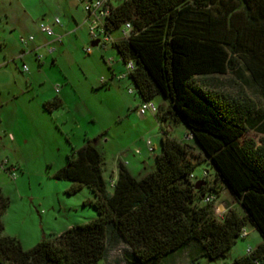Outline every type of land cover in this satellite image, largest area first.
Listing matches in <instances>:
<instances>
[{
	"label": "trees",
	"instance_id": "trees-1",
	"mask_svg": "<svg viewBox=\"0 0 264 264\" xmlns=\"http://www.w3.org/2000/svg\"><path fill=\"white\" fill-rule=\"evenodd\" d=\"M107 19L111 33L132 25L113 47L125 64L135 63L129 78L142 101L159 102L162 153L143 176L121 162L109 189L100 135L73 145L54 178L71 183L69 194L90 188L97 215L29 249L4 233L11 199L0 187V264H99L121 244L127 264H164L184 249L194 261L226 260L247 227L262 242L227 264H264V138L258 144L246 136L252 128L264 133V109L247 94L216 90L217 75L242 66L264 98V0H115ZM169 123L184 125L185 139L171 136ZM203 162L213 174H195ZM209 176L241 211L215 216L216 201L205 202L219 193Z\"/></svg>",
	"mask_w": 264,
	"mask_h": 264
},
{
	"label": "rangeland",
	"instance_id": "rangeland-1",
	"mask_svg": "<svg viewBox=\"0 0 264 264\" xmlns=\"http://www.w3.org/2000/svg\"><path fill=\"white\" fill-rule=\"evenodd\" d=\"M85 14L84 5L78 0H0V127L17 138L7 144V152L18 166L16 178L9 173H0L3 191L11 199L3 216L4 233L18 237L26 249L97 215L89 204L93 198L90 188L83 187L77 193L69 194L71 183L54 178L55 172L67 164L73 145H83L86 135L95 138L105 133L110 139L99 143L105 157L104 176L109 189L112 180L118 179L119 160L128 163L133 174L143 176L154 169L155 156L162 153L160 121L156 113L148 112L145 119L141 116L136 108L139 94L129 93V88H134L133 83L126 79L113 81L110 86L100 85L102 77L110 78L108 59L117 60L125 71L127 66L112 43L92 45L84 23ZM57 15L63 25L71 24L70 29L76 26L73 17L83 24L71 37L72 50L64 54L57 66L47 64L40 67L33 55H28L26 61L31 70L24 72L23 61L17 57L25 48L20 38L32 31L36 36L39 23L42 20L49 22ZM122 29L112 32V37L122 38ZM86 47H91L92 51L87 53ZM216 78L219 81L217 91L237 97L247 94L264 109V98L242 66ZM66 81L70 84L67 85ZM56 87L65 89L64 93L74 99L70 103L75 111V100L84 104L78 118L81 122L70 117L62 124L58 120L59 113L45 109V102L56 96ZM130 102L136 103L131 110L128 108ZM66 109H61L62 116H72ZM171 125L170 135L185 139L184 126ZM61 127H65L72 139L63 134ZM246 136L258 144H262L264 138L257 129H249ZM149 139L153 142L151 147H155L153 151L148 149ZM70 140L74 144L69 145ZM204 169L213 174V169L205 162L197 165L195 174L201 176ZM208 179L210 185L219 190L214 204L217 218H222L229 208L241 211L229 190L216 184L212 176ZM247 230L248 235L238 239L226 260L202 258L194 261L189 255L190 249H184L169 256L164 264L231 263L235 257L244 255L249 247L256 248L262 242L255 227H247ZM124 250V244L110 248L107 257L99 264H127Z\"/></svg>",
	"mask_w": 264,
	"mask_h": 264
},
{
	"label": "crops",
	"instance_id": "crops-1",
	"mask_svg": "<svg viewBox=\"0 0 264 264\" xmlns=\"http://www.w3.org/2000/svg\"><path fill=\"white\" fill-rule=\"evenodd\" d=\"M86 13V12H85ZM58 16V15H57ZM56 17V16H55ZM54 17V18H55ZM86 17H87V14H85V24H87V28H88V34H90L89 33V25H88V22H87V20H86ZM54 18H52L49 22H47V21H44V20H42V21H44V22H46V23H48V24H51L52 26H53V28H54V30H55V32L57 33V34H59V35H62L63 36V42L62 43H56V46H57V50H56V52L54 53V54H47V50H46V48H47V45L49 44V43H51V42H53V38H49V37H47V36H45L44 34H42L41 32H40V30H39V27L37 28V30H36V36H35V41L34 42H30V43H28V44H25V48L24 49H21V51L18 53V55H17V57H19V59L20 60H22L23 61V65L24 64H27L28 65V67H29V71H24V69H23V71L24 72H26V73H28V72H30V70H31V67H30V65L27 63V61H26V57L29 55H33V57L36 59V61L38 62V65L40 66V67H42V66H44V65H47V64H52L53 66H57L60 62L59 61H61L63 58H64V54H66L67 52H70V50H72V40H71V37H72V35L73 34H75V33H78L77 31H79L80 29H81V26L83 25V24H80L78 21H77V19H75V17H73V21L75 22V25L76 26H74V29H70V25L71 24H64L63 25V22H62V25H58V24H55V22H54ZM41 21V22H42ZM35 34V32L34 31H32V32H29L28 33V35H30V34ZM33 34V35H34ZM64 36H66L65 38H64ZM21 37V36H20ZM91 37V36H90ZM92 39V38H91ZM121 38H119V39H116L117 41H119ZM92 41V40H91ZM21 42V41H20ZM94 42L92 41V44H93ZM23 44V43H22ZM100 44H105V43H103V42H100V43H98L97 45H100ZM96 45V46H97ZM27 47V48H26ZM38 50H40L41 52H44V53H46V57L42 60V61H39V60H37V58H36V52L38 51ZM109 60V59H108ZM112 60H113V62H112V64H110V78L109 79H107L106 78V82H108L109 84L107 85V86H110L111 85V82H113V81H122V80H126V79H129L130 80V82H132L131 81V79L129 78V72H128V70L127 71H125V70H123L121 67H120V65H119V63H118V61L117 60H115L114 58H112ZM123 60V59H122ZM124 62V61H123ZM109 63V62H108ZM125 64V63H124ZM126 65V64H125ZM23 67V66H22ZM124 76V77H123ZM120 77H122V78H120ZM67 85L68 84H70L69 83V81H66L65 82ZM133 83V82H132ZM100 85H103L102 83H100ZM109 89V88H108ZM130 89V88H129ZM55 90V92H56V96L55 97H58L59 99H61L62 100V106H60V107H58V108H53V109H51V110H53L54 111V113H59V117H58V120L62 123V122H64V123H66L67 121H69L68 120V118H70V117H74L75 118V122H81V120L80 119H78L79 118V114L84 110V108H83V105L84 104H82L81 102H78V101H74L73 102V106L75 105V104H77V106L75 107L76 108V111H75V109L72 107V105H71V101L72 100H74V99H72V97L71 98H69L68 97V94L66 95L64 92H65V89H63V90H59V91H57L56 90V88L54 89ZM130 93V92H129ZM135 93V91L133 92V93H130V94H134ZM54 97V98H55ZM50 100H52V99H50ZM142 102V99H141V97H140V95H139V100L137 101V109H138V107H139V105H140V103ZM68 103V106H65L66 104ZM133 102H130V105H129V107L128 108H130V110L134 107V105H136V103L134 102V104H132ZM64 108H67L68 110H69V112H70V114H73L72 116H69V114H68V116H67V118H66V116L65 117H63L62 116V112H61V109H64ZM66 109V110H67ZM67 110V111H68ZM60 112H61V115H60ZM147 114V113H146ZM146 114L145 115H141L144 119H145V116H146ZM81 116V115H80ZM63 124V123H62ZM184 126V125H183ZM169 128H171L172 129V125H171V123H169L168 124V127H167V129L168 130H170ZM184 128H185V126H184ZM186 129V128H185ZM252 129H255V128H252ZM61 130H62V132H63V134H66V137H68V138H70V136H69V133H68V131L65 129V127H61ZM185 131H187V130H185ZM85 134H88V133H85ZM262 134L264 135V133L262 132ZM89 135H86L85 137H84V143H83V145L85 144V142L87 141V139H92L93 137H88ZM96 136H99V135H96ZM70 139H72V138H70ZM17 140V138H16V136L15 135H13L12 134V132H10V131H6V128L5 129H3V128H1L0 127V148H1V153H0V157H3V156H8L11 160H12V158H11V154H9L8 152H7V150H8V148H7V144H9V143H11V142H15ZM109 138L107 137V135H105V133H103V134H100V138H99V141H98V144L100 143V142H109ZM150 141H151V139H149ZM148 140V141H149ZM69 143V145H71V144H74L71 140L68 142ZM153 142L151 141V144H152ZM82 144V143H81ZM77 145V144H74L76 147H78V146H83V145ZM148 144V143H147ZM148 149L150 150V151H153V149H155V147H153L152 146V149H151V147H149V145H148ZM104 156V155H103ZM13 161V160H12ZM14 162V161H13ZM121 162H123V161H121V160H119V162H118V167H117V170H118V175H119V164L121 163ZM123 163H125L126 165L128 164V163H126V162H123ZM16 164V163H15ZM128 166V165H127ZM106 169V162H105V157H104V170ZM0 173H7L5 170H3L1 167H0ZM113 174H114V172H113ZM0 179H1V175H0ZM106 179V178H105ZM112 181H114V180H112ZM116 182V181H115ZM2 186H3V183H2V181H0V187L2 188ZM224 188V187H223ZM3 189V188H2ZM226 189V188H225ZM227 190V189H226Z\"/></svg>",
	"mask_w": 264,
	"mask_h": 264
},
{
	"label": "built area",
	"instance_id": "built-area-1",
	"mask_svg": "<svg viewBox=\"0 0 264 264\" xmlns=\"http://www.w3.org/2000/svg\"><path fill=\"white\" fill-rule=\"evenodd\" d=\"M79 3L84 5V10L87 14L86 20L89 25V33L92 40L103 42V43H115L116 39L112 37V33L107 29V18L111 14L112 7L114 5L115 0H78ZM55 24L62 25V20L59 16L54 18ZM122 29V38H128L131 35L132 25L131 23L124 24ZM121 27V28H122ZM39 30L42 34L49 38H53V42L47 45V54H54L57 50L56 43L63 42V36L59 35L55 32L53 26L44 21L39 23ZM21 43L28 44L30 42L35 41V36L33 34L25 35L20 38ZM85 51L90 53L92 51L91 47H86ZM46 57V53L38 50L36 52V58L39 61H42ZM112 64V58L108 61ZM127 70L130 73L135 69V63L133 61H129L126 63ZM24 71H29V67L27 64L23 65ZM124 77V76H123ZM122 78V77H120ZM101 83L106 82V78L102 77L100 79ZM56 90L59 91L58 87ZM135 91L134 88H130L129 92L133 93ZM138 111L141 115H145L148 112L157 113L159 111V106L155 100H147L142 101L138 107ZM189 138V136H187ZM151 142L149 141V147H151ZM152 149V147H151ZM1 153V148H0ZM0 167L9 173L13 178H16L18 172V166L11 161L8 156L0 157ZM115 181L112 182L114 185ZM216 201V196L214 194H207L205 196V202L211 203ZM248 235V230L244 229L242 232V237H246ZM253 248L249 247L246 253H251Z\"/></svg>",
	"mask_w": 264,
	"mask_h": 264
},
{
	"label": "water",
	"instance_id": "water-1",
	"mask_svg": "<svg viewBox=\"0 0 264 264\" xmlns=\"http://www.w3.org/2000/svg\"><path fill=\"white\" fill-rule=\"evenodd\" d=\"M98 43H99V41H96V42H94L92 45H93V46H96ZM198 183H200V181H198ZM198 188H199V186H198Z\"/></svg>",
	"mask_w": 264,
	"mask_h": 264
}]
</instances>
